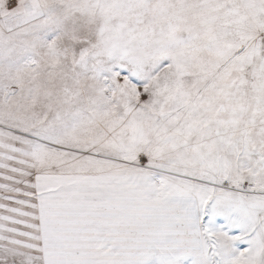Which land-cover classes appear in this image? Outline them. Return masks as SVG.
I'll return each mask as SVG.
<instances>
[{
    "label": "snow or ice",
    "instance_id": "snow-or-ice-1",
    "mask_svg": "<svg viewBox=\"0 0 264 264\" xmlns=\"http://www.w3.org/2000/svg\"><path fill=\"white\" fill-rule=\"evenodd\" d=\"M0 264H264V0H0Z\"/></svg>",
    "mask_w": 264,
    "mask_h": 264
}]
</instances>
